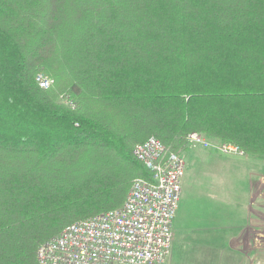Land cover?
<instances>
[{
	"label": "trees",
	"instance_id": "obj_1",
	"mask_svg": "<svg viewBox=\"0 0 264 264\" xmlns=\"http://www.w3.org/2000/svg\"><path fill=\"white\" fill-rule=\"evenodd\" d=\"M190 133L264 164V0H0V264L119 208L151 180L134 146Z\"/></svg>",
	"mask_w": 264,
	"mask_h": 264
},
{
	"label": "built area",
	"instance_id": "obj_2",
	"mask_svg": "<svg viewBox=\"0 0 264 264\" xmlns=\"http://www.w3.org/2000/svg\"><path fill=\"white\" fill-rule=\"evenodd\" d=\"M36 83L48 89L52 80L40 74ZM67 98L64 101L70 103ZM190 141L199 145L205 140L190 133L186 143ZM218 148L232 149L243 156L230 145ZM133 155L151 173V180L136 178L119 208L75 221L42 243L36 252L37 264H169L172 221L180 199L184 161L177 153H167L154 137L137 144ZM253 176L249 191L252 187L257 191L250 198L263 209L264 175ZM248 241L251 252H263L264 256V225L251 231Z\"/></svg>",
	"mask_w": 264,
	"mask_h": 264
},
{
	"label": "rangeland",
	"instance_id": "obj_3",
	"mask_svg": "<svg viewBox=\"0 0 264 264\" xmlns=\"http://www.w3.org/2000/svg\"><path fill=\"white\" fill-rule=\"evenodd\" d=\"M203 139L204 144L195 145L197 143L191 141L189 145L186 143L187 149L179 153L184 161V176L181 183L180 213L175 214L174 218L175 221L181 222V214L185 208L192 214V225L201 223L206 227L210 224L207 226L211 228V233L207 238L212 245L207 252L220 255L226 253V239L229 235L236 234L239 230L236 226L240 225L241 228L240 222L242 223L245 215L243 209L247 203L246 195L249 196L245 217L246 232L249 230L250 234L256 229L257 224L264 225V208L258 207L250 198L257 189L252 187V193L248 190L249 179L253 180V174L264 175V164L251 156L238 155L232 149L218 148L219 143L206 140L204 137ZM174 231L178 230H175L172 221V259L179 264L183 263L181 257L185 254L182 248L186 251L188 248L183 243L175 246ZM261 253L263 254L259 252L252 257L251 264L264 263V256ZM168 263L170 264V259Z\"/></svg>",
	"mask_w": 264,
	"mask_h": 264
},
{
	"label": "crops",
	"instance_id": "obj_4",
	"mask_svg": "<svg viewBox=\"0 0 264 264\" xmlns=\"http://www.w3.org/2000/svg\"><path fill=\"white\" fill-rule=\"evenodd\" d=\"M183 181V180H182ZM249 186V184H248ZM249 190V189H248ZM182 193V188H181ZM181 198V194H180ZM246 207L243 209L245 213L244 218L242 219L241 228L240 225L236 226L239 228L236 234L229 235L226 239V253H222L220 255L207 252L210 250V245L212 242H209L207 236L211 233V228L207 225L203 226L201 223L196 225H192L193 219H191L192 214L187 209L184 208L183 213L181 214V222L173 220V224L175 225V239L174 244L182 245L186 244L188 251L184 248V253L181 257V261L183 263L179 264H251L252 257H255L256 253H252L249 249V230L246 232V215H247V207L249 204V196L246 195ZM180 203V199H179ZM179 203L177 213L179 212ZM183 205L180 207V211L182 210ZM176 217V216H175ZM255 225V223H254ZM253 225V226H254ZM257 226L261 225H255ZM173 234V237H174ZM213 247V246H211ZM246 250V251H245ZM263 256V254L261 253ZM170 264H178L176 260L172 259V248L170 255Z\"/></svg>",
	"mask_w": 264,
	"mask_h": 264
},
{
	"label": "bare ground",
	"instance_id": "obj_5",
	"mask_svg": "<svg viewBox=\"0 0 264 264\" xmlns=\"http://www.w3.org/2000/svg\"><path fill=\"white\" fill-rule=\"evenodd\" d=\"M136 146V145H135ZM135 146H134V148H135ZM134 148L132 149V156L134 157V155H133V151H134ZM135 158V157H134ZM97 215H100V213L99 214H97ZM96 216V215H95Z\"/></svg>",
	"mask_w": 264,
	"mask_h": 264
}]
</instances>
